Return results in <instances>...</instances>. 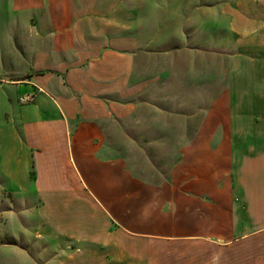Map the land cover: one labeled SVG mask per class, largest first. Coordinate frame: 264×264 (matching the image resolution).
Returning <instances> with one entry per match:
<instances>
[{"label":"crops","instance_id":"crops-1","mask_svg":"<svg viewBox=\"0 0 264 264\" xmlns=\"http://www.w3.org/2000/svg\"><path fill=\"white\" fill-rule=\"evenodd\" d=\"M14 1L0 0V17ZM207 2L38 0L21 6L39 9L32 23L0 19L2 40H22L27 61L26 81L9 85L35 94L13 129L16 167L33 162L37 182L66 181L91 207L64 239L75 264H264V0H212L211 18ZM191 6L202 11L193 19ZM175 23L182 40L230 44L227 89L209 96L208 110L202 82H175L172 69L145 63L159 52L143 50L172 39ZM145 119L144 134L167 145L171 170L158 186L127 170L126 128ZM63 166L70 179L53 169ZM31 192L42 200L40 188ZM53 246L60 258L63 245Z\"/></svg>","mask_w":264,"mask_h":264},{"label":"rangeland","instance_id":"rangeland-1","mask_svg":"<svg viewBox=\"0 0 264 264\" xmlns=\"http://www.w3.org/2000/svg\"><path fill=\"white\" fill-rule=\"evenodd\" d=\"M146 1L148 2V0ZM207 1L203 14L206 18H211L215 12L213 5H210L212 4V0ZM37 3L38 0H15L14 8L8 10V13L1 16L0 19H5V16H7V18L13 19L19 26L27 18L29 19V23H32L39 16V9L37 7L23 9L21 6L23 4L35 6ZM195 4L198 3L195 2ZM127 6L130 7L126 9L127 15L128 13H133L134 9L132 5ZM200 12L202 13V11H197L195 7L191 6L188 15L196 18L198 14H201ZM193 18L191 17V19ZM176 27L179 28L180 25L176 24L174 32L169 34L174 35L172 39L159 42L158 47L152 45L147 46L148 48L143 50L145 52L158 50L159 52L157 56L145 55V63L148 66H150L151 62L155 65L157 64L158 67L162 66L160 69L163 70H159L161 74L166 72V70L172 69V79L175 82L176 80L181 81L182 77L190 81L196 79L193 83L199 84L200 81L201 84L202 82L205 87V97L207 99L205 106L208 110L212 106L211 103H208V100H211V96L219 97L225 95L229 64L228 54L225 53L228 52L230 44L227 41L226 48L228 50H221L223 48L218 45V40L206 37L205 44L202 45L201 40L197 41L192 38L194 36L192 34H188L189 37L182 40L181 36L176 34ZM4 37V31L1 30L0 264H75L77 262L75 261L76 257L71 255L72 251H70V247L64 246L66 243L64 239L65 236H69V232L73 233L71 226L73 224V218H78L79 220L83 218L85 220V212L89 207V202L86 196L78 191L76 194L73 191H70L71 194L66 193V191H69L70 186H73L66 181L60 180L51 184L43 180L37 182L36 177L38 171L33 162H31L30 167H16V146L13 129L22 122L20 115L23 114V109L26 107L24 105L31 103H21L20 97L23 94L19 97V94L16 96L15 87L9 85L26 81L22 77L26 73L23 66L27 64V61L23 62L22 59L24 52L23 41L18 38L13 41L10 39L2 40ZM183 48L189 49V52L182 55H162L165 50L172 51L173 53H176V50L180 49L186 51ZM189 53L190 55H188ZM166 58H171L174 63L166 65ZM198 63L200 64L198 65ZM2 66L9 70H3ZM199 88L201 90L202 85ZM194 90L191 87L189 91L191 93H188L190 97L197 96L193 95L192 91ZM161 107L165 108V104L159 105V111L164 112V109H160ZM179 107L181 105H174L176 111H178ZM189 110L191 114L197 112V109L190 106ZM160 115V113L158 115L154 114V121H156L157 117H162ZM149 116V112L144 115L146 118ZM158 122L159 127L165 124V121ZM149 127V120L145 119L138 124V128L141 129H137V131H140L142 134H137V131L133 132L134 127L126 128L125 146L127 170L130 171L134 178L140 177L143 178V181L147 180L150 182L148 186H158L159 182L167 178V174L171 168L168 166L169 161L166 157L167 145L165 137L144 134L148 132ZM53 169L56 173L63 171L65 175H62V177L70 179L71 173L68 167H55ZM134 185V183H127L126 189H132ZM21 188H23V191ZM33 188L35 190L40 188L42 200H37L36 195L31 192ZM25 189H28L30 192L26 193ZM88 209L90 210L91 207ZM47 227L62 228L61 231H52ZM57 244L58 246L63 245L61 259L54 253V250L57 251L58 249L50 247ZM59 259L61 263H58Z\"/></svg>","mask_w":264,"mask_h":264},{"label":"built area","instance_id":"built-area-1","mask_svg":"<svg viewBox=\"0 0 264 264\" xmlns=\"http://www.w3.org/2000/svg\"><path fill=\"white\" fill-rule=\"evenodd\" d=\"M35 95L32 93H25L22 95V97H20V102L21 103H31L34 101Z\"/></svg>","mask_w":264,"mask_h":264}]
</instances>
